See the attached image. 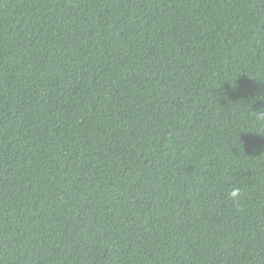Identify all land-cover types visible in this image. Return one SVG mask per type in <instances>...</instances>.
I'll use <instances>...</instances> for the list:
<instances>
[{
    "label": "trees",
    "instance_id": "1",
    "mask_svg": "<svg viewBox=\"0 0 264 264\" xmlns=\"http://www.w3.org/2000/svg\"><path fill=\"white\" fill-rule=\"evenodd\" d=\"M0 264H264V0H0Z\"/></svg>",
    "mask_w": 264,
    "mask_h": 264
},
{
    "label": "clouds",
    "instance_id": "2",
    "mask_svg": "<svg viewBox=\"0 0 264 264\" xmlns=\"http://www.w3.org/2000/svg\"><path fill=\"white\" fill-rule=\"evenodd\" d=\"M229 197L231 198V199H238L239 198V195H240V193H239V189H234V190H232L229 194Z\"/></svg>",
    "mask_w": 264,
    "mask_h": 264
}]
</instances>
